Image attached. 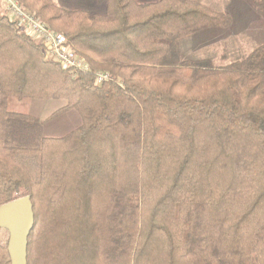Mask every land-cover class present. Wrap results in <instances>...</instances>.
Here are the masks:
<instances>
[{
  "label": "trees",
  "instance_id": "obj_1",
  "mask_svg": "<svg viewBox=\"0 0 264 264\" xmlns=\"http://www.w3.org/2000/svg\"><path fill=\"white\" fill-rule=\"evenodd\" d=\"M18 1L89 66L46 58L0 2V205L31 196L28 264H264V45L183 58L181 39L230 23L200 0ZM12 96L66 104L41 118ZM74 108L78 126L44 134ZM8 242L0 227V264Z\"/></svg>",
  "mask_w": 264,
  "mask_h": 264
},
{
  "label": "rangeland",
  "instance_id": "obj_2",
  "mask_svg": "<svg viewBox=\"0 0 264 264\" xmlns=\"http://www.w3.org/2000/svg\"><path fill=\"white\" fill-rule=\"evenodd\" d=\"M57 1L71 7L102 9L96 0ZM200 1L216 11L229 14L230 23L226 26L206 27L181 39L179 47L183 58L208 59L216 66L225 67L236 60L248 57L264 45V14L257 12L251 0ZM9 15L15 18L13 13L9 12ZM65 104L66 100L62 98L12 96L7 101V108L46 118ZM81 121L78 110L70 109L49 120L43 132L50 136L62 135L74 129Z\"/></svg>",
  "mask_w": 264,
  "mask_h": 264
},
{
  "label": "built area",
  "instance_id": "obj_3",
  "mask_svg": "<svg viewBox=\"0 0 264 264\" xmlns=\"http://www.w3.org/2000/svg\"><path fill=\"white\" fill-rule=\"evenodd\" d=\"M1 1L7 10L13 13L15 19L25 27L27 32L41 41L46 58L58 61L65 68H82L85 70L89 68L84 58L69 47L65 35L52 30L47 24L28 12L18 0ZM108 78V73H97L99 83Z\"/></svg>",
  "mask_w": 264,
  "mask_h": 264
},
{
  "label": "water",
  "instance_id": "obj_4",
  "mask_svg": "<svg viewBox=\"0 0 264 264\" xmlns=\"http://www.w3.org/2000/svg\"><path fill=\"white\" fill-rule=\"evenodd\" d=\"M34 224L35 215L30 195L0 205V227L9 230L11 264H28V237Z\"/></svg>",
  "mask_w": 264,
  "mask_h": 264
},
{
  "label": "crops",
  "instance_id": "obj_5",
  "mask_svg": "<svg viewBox=\"0 0 264 264\" xmlns=\"http://www.w3.org/2000/svg\"><path fill=\"white\" fill-rule=\"evenodd\" d=\"M0 2H1V4H3V5H4V3H3L1 0H0ZM64 115H67V114H64ZM45 125H46V124H45ZM45 125H44V126H45Z\"/></svg>",
  "mask_w": 264,
  "mask_h": 264
}]
</instances>
